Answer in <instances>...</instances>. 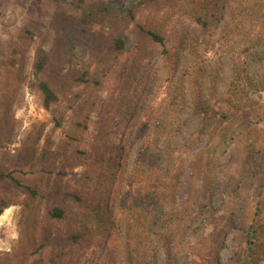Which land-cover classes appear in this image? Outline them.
<instances>
[{"label": "rangeland", "instance_id": "rangeland-1", "mask_svg": "<svg viewBox=\"0 0 264 264\" xmlns=\"http://www.w3.org/2000/svg\"><path fill=\"white\" fill-rule=\"evenodd\" d=\"M59 1L0 0V171L10 176L0 181V195L11 203L0 216V264L133 263L126 247L132 214L124 207L138 184L128 179L140 149L153 148L157 136L135 138L136 146L120 159L131 128L123 123L110 138L104 131L112 119L108 112L118 104L119 122L124 113L137 119L144 110L147 118L158 117L170 107L171 125L185 124L177 138L170 131L160 138L161 146L172 143L180 172L175 203L169 198L164 208H176L178 225L166 223L160 237L150 214L145 229L133 236L134 263L264 264V0H216L207 27L185 7L170 19L159 18L170 57L160 48L144 56L145 72L126 94L128 111L121 103L125 68L138 52L121 68L99 64V32L91 38L94 30L70 31L79 2ZM42 45L50 55L43 77L59 97L50 110L31 87ZM26 187L37 191L36 199ZM72 195H80L81 204ZM103 200V230L73 243L74 231L91 229L88 219L93 221L95 204ZM55 207L66 211L64 219L49 216ZM252 225L261 242L253 250L246 242Z\"/></svg>", "mask_w": 264, "mask_h": 264}, {"label": "trees", "instance_id": "trees-1", "mask_svg": "<svg viewBox=\"0 0 264 264\" xmlns=\"http://www.w3.org/2000/svg\"><path fill=\"white\" fill-rule=\"evenodd\" d=\"M215 1L216 0H78V14H76L73 21L69 19V29L79 34L83 31L84 34L81 35H87V33L92 34V30H94L91 38L99 32L98 41L101 43L102 47L99 53H97L96 58L97 62L104 66L114 67L119 65L121 68L125 66L126 63L130 62V59L138 52L139 58L137 61L133 60L134 62H131L130 65L125 68L129 69V75L126 76V84L122 87L125 94L121 99V103L128 107L130 101L127 99L128 95L126 94L131 90L134 81L137 78H141V75L145 72V64L143 62L144 56H150L153 48H160L162 55L170 57L169 42L164 32V20L160 21L159 18L166 16L163 17V19H170V17L174 16L176 9L182 10V7H185L189 10L190 17L193 18L198 25L207 27L210 17L214 15L208 8ZM59 2L71 3L69 0H60ZM143 13H148V16L146 19L141 20V15ZM102 29L106 31H101ZM106 32L108 33L103 35ZM102 36L103 42L101 39ZM77 41L80 42L81 39H77ZM127 53L128 57L124 63H121L120 60L122 56ZM49 60V51L46 45H42L38 50L37 58L34 63V81L31 83V87L40 92L42 96V106L46 110H50L52 105L59 102L57 92L43 77L47 70ZM119 62L120 64H118ZM82 82L84 81L82 80ZM96 83L99 84L98 82ZM178 98L179 96L177 95L171 104L176 106L178 104ZM117 107L120 111L121 105L118 104ZM131 108L132 106L128 107L127 111ZM180 109L182 111V108ZM201 109L207 114H210L211 117L217 118L219 115L208 106L201 107ZM118 110L108 112L111 116L109 118L112 119L111 123L104 125V131L109 134L108 138H110L113 132H119L120 129H122L123 123L128 124L129 128H131L128 130L129 138L127 140V145H125L126 147L124 145L120 147V159L124 158V154L129 149L136 146L135 138L138 140L146 138L145 142H147L154 132L156 134L155 136H157L156 139L153 140V148H149L148 146L146 149H140L139 153H141V156L136 161V166L132 171L131 177L128 179L129 182L135 180L138 184V190L130 194L133 198L131 204H125L126 207H124L128 208L132 214V218L127 221L128 243L126 247L128 249L130 261H133L132 264H135L133 260V254L135 253L132 243L133 236L138 233L139 230L145 229L150 214L152 215L151 228H156V233H158L160 237H163L160 230L166 227V223L172 221L173 225L171 226L178 225L175 214L176 208L175 210L169 211H165L164 208L170 204L169 198H171V206L175 203L176 192L180 183V172L176 168L174 162V151H171V148L169 149L172 143L168 142L167 145L161 146L160 138H166V132L169 131L171 133L169 137H174V139L177 138L185 124L178 123L176 125L174 123L171 125L169 122L170 119H168L170 107L167 108V112L160 115L158 114V117L157 115H152L150 118H147V115L144 114V110H142L141 115L138 117L136 115L137 119L133 117L134 115L132 114L124 113L119 118L120 122L117 121L118 118L115 117V114L119 112ZM181 111L176 110L175 112L180 114ZM221 116L222 118H228L227 114H222ZM159 118L162 120H159ZM134 120L135 122L133 123ZM79 126L87 128L86 124ZM142 128L145 130L142 131ZM173 128L174 130L172 133L171 130ZM135 134H137L138 137H135ZM126 148L128 150H126ZM107 150L110 153L108 162L111 163L113 152L116 148L114 146L107 147ZM9 178L10 176L7 173L0 171V181ZM26 188L30 190L32 195L31 199H36L37 191L32 187ZM72 198L74 203L81 204L82 197L80 195H72ZM107 198L108 197L105 199ZM7 200L8 199L3 197V195H0V216L11 206V203ZM104 203L108 202L103 200L100 202V205L97 206L95 204L94 217L90 215L93 221L88 219L91 229L86 225L87 229L84 230V233L78 230L74 231L71 237L73 243L77 244L82 241L83 236L89 237L97 229L103 230L101 226L103 218L102 213H105V209H107L105 207L104 210L101 209V204ZM151 204H153L152 209L150 207ZM175 205L173 207H175ZM49 216L53 219H64L66 211L62 207H55L50 211ZM115 229L114 224H112L107 237L109 245L114 241L110 234L113 233L112 230ZM134 230H137V232L133 233ZM169 237H171V235H169ZM246 242L248 249L253 250L256 249L257 246L260 247L261 242L259 240V233L256 231L255 225H252L248 229ZM108 248L109 246L107 249Z\"/></svg>", "mask_w": 264, "mask_h": 264}, {"label": "bare ground", "instance_id": "bare-ground-1", "mask_svg": "<svg viewBox=\"0 0 264 264\" xmlns=\"http://www.w3.org/2000/svg\"><path fill=\"white\" fill-rule=\"evenodd\" d=\"M10 211H8V214H9ZM8 214L6 216H4V218H7Z\"/></svg>", "mask_w": 264, "mask_h": 264}]
</instances>
